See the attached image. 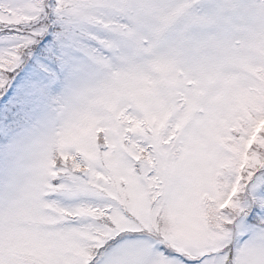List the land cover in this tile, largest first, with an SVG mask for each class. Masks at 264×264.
Returning <instances> with one entry per match:
<instances>
[{
    "label": "snow or ice",
    "instance_id": "6c2138e0",
    "mask_svg": "<svg viewBox=\"0 0 264 264\" xmlns=\"http://www.w3.org/2000/svg\"><path fill=\"white\" fill-rule=\"evenodd\" d=\"M0 264H264V0H0Z\"/></svg>",
    "mask_w": 264,
    "mask_h": 264
}]
</instances>
